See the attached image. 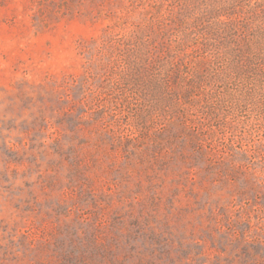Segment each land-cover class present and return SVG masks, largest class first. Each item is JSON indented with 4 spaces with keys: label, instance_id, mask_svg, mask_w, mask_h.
<instances>
[{
    "label": "rangeland",
    "instance_id": "rangeland-1",
    "mask_svg": "<svg viewBox=\"0 0 264 264\" xmlns=\"http://www.w3.org/2000/svg\"><path fill=\"white\" fill-rule=\"evenodd\" d=\"M0 264H264V0H0Z\"/></svg>",
    "mask_w": 264,
    "mask_h": 264
}]
</instances>
